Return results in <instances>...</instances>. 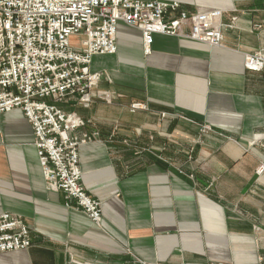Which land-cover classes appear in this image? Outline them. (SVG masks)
<instances>
[{
    "label": "crops",
    "instance_id": "crops-1",
    "mask_svg": "<svg viewBox=\"0 0 264 264\" xmlns=\"http://www.w3.org/2000/svg\"><path fill=\"white\" fill-rule=\"evenodd\" d=\"M162 1L222 11L221 46L156 35L146 56L141 31L119 23L117 53L92 59V104L61 105L90 136L79 166L100 224L49 188L23 113L0 114V215L22 218L32 238L0 264H258L264 71L244 58L264 48V0Z\"/></svg>",
    "mask_w": 264,
    "mask_h": 264
},
{
    "label": "built area",
    "instance_id": "built-area-1",
    "mask_svg": "<svg viewBox=\"0 0 264 264\" xmlns=\"http://www.w3.org/2000/svg\"><path fill=\"white\" fill-rule=\"evenodd\" d=\"M221 17L220 10L188 14L179 3L162 0H0V114L23 113L49 188L64 192L68 204L94 224L102 221L101 203L86 193L79 166V149L90 136L79 134L84 120L61 105L69 97L91 105L101 79L90 69L92 59L117 53L119 23L141 31L148 56L156 35L221 46ZM244 66L264 71V48L246 55ZM97 96L113 99L107 92ZM146 108L131 106L133 111ZM31 246L22 218L1 214L0 254Z\"/></svg>",
    "mask_w": 264,
    "mask_h": 264
},
{
    "label": "rangeland",
    "instance_id": "rangeland-1",
    "mask_svg": "<svg viewBox=\"0 0 264 264\" xmlns=\"http://www.w3.org/2000/svg\"><path fill=\"white\" fill-rule=\"evenodd\" d=\"M75 38L72 39V42H75ZM263 72V71H262ZM113 100V99H112ZM111 100V102H112ZM80 103V102H79ZM110 103V102H109ZM92 104V103H91ZM82 105V104H81ZM84 106V105H82ZM85 107V106H84ZM264 173V165H261L258 169H257V174H263ZM209 264H234L233 262H226V261H214V262H210ZM258 264H264V251L261 252V257L258 258Z\"/></svg>",
    "mask_w": 264,
    "mask_h": 264
}]
</instances>
